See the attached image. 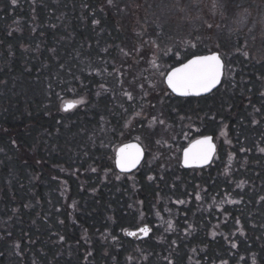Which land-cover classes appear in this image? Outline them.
Segmentation results:
<instances>
[{
  "label": "trees",
  "instance_id": "trees-1",
  "mask_svg": "<svg viewBox=\"0 0 264 264\" xmlns=\"http://www.w3.org/2000/svg\"><path fill=\"white\" fill-rule=\"evenodd\" d=\"M130 2L0 0V264H264V152L256 151V143L264 148V106L256 94L247 125L248 108L224 117L233 145L219 142L217 153L235 154L232 174L222 161L180 178L116 170L114 151L128 140L114 141L121 127L108 72L125 78L138 67L137 80L150 79L152 51L173 52L184 38L156 29L150 14L132 34L122 20ZM243 8L260 14L264 0H224L211 25L223 29L225 16ZM254 68V75L239 68L234 85L212 94L221 98L218 109L226 98L232 107L240 90L250 94L239 80L257 81ZM101 84L112 92L101 96ZM68 102L75 107L64 111ZM177 192L191 203L175 208V230L157 242L151 213ZM197 193L208 211L194 204ZM143 227L152 230L144 238L126 235Z\"/></svg>",
  "mask_w": 264,
  "mask_h": 264
},
{
  "label": "rangeland",
  "instance_id": "rangeland-1",
  "mask_svg": "<svg viewBox=\"0 0 264 264\" xmlns=\"http://www.w3.org/2000/svg\"><path fill=\"white\" fill-rule=\"evenodd\" d=\"M141 2L131 0V4L126 8L128 10L126 17L130 16L129 22L125 15H122V20L126 24L123 27L129 28L128 30L135 34L138 22L142 20L148 22L146 18L150 14L149 18L155 21V28L156 26L157 28L165 26L171 31L173 38L184 37L183 45L179 44L175 50L172 49L173 52L156 53L152 51L153 55L148 60L150 69L147 70L151 76L150 79L147 76L144 81L137 80L138 72L136 70L138 67H132L130 73L127 71L126 79L121 73L112 75L111 72H108L109 76H113L111 77V89L114 92L111 97L117 106V109L112 108V112H116L112 118L117 120L115 122L117 127H121L117 132L120 134L114 141L135 140L142 144L146 152V160L137 171L148 172L152 178L153 174L161 179L168 176L180 178L181 172L187 171L181 166V150L187 142L200 134L209 136L208 133L214 131L216 144L221 142L223 148L227 149L233 144L226 140L229 125L224 117L229 115L232 109L235 110V114L236 110L248 108L246 114H243L245 119L242 120V125L245 126L247 119L248 121L251 119L252 112L258 108V106H250L251 97L256 94L258 103L264 106V11L262 10L260 14L255 12L251 14L252 10L249 13L243 8L238 11L236 17L233 13L227 14L224 18V28L217 29L211 24H215L214 18L216 19L217 15L219 19L224 0H141ZM177 6H179L178 10H176ZM184 10L187 11V16H185ZM231 36L232 40L229 39ZM234 38H240L242 46H236ZM210 49L212 52L215 50L222 53L220 55L225 62L222 84L226 82V86L234 85L237 82L235 78L239 68L252 75L255 74L254 67L259 68L262 72L259 71L260 75L257 81L247 78V75L242 79L240 77L241 86H245L246 90L250 86V94H243L244 91L240 90L241 98H238L232 107L228 98L224 99V110L218 109V100L221 98L212 95L218 88L220 92H225L220 88L221 85L205 96L208 99L198 98L199 100L189 103L187 100L180 101V98L174 97L164 83L166 75L172 69L194 56L210 51ZM125 65L120 62L119 66L122 69ZM132 78L134 79L132 80ZM99 91L102 96L110 89L105 84H101ZM228 93H231V90ZM244 99L248 102H245ZM179 101L182 103H178ZM177 103L180 104L179 108H176ZM240 113L242 115L243 110ZM233 115L231 114V117ZM252 119V124H255L256 119ZM107 120L109 119L107 118ZM262 150L264 148L261 147V144L256 143V151L263 153ZM236 158L231 151L226 154L222 151L216 154L213 162L222 161L224 174L227 175L233 173L237 162ZM189 172L191 174L193 171ZM120 177L132 181L135 175ZM243 186V182L238 184L239 188H243ZM197 195L200 198L197 199L196 196L194 204L199 209L208 211L211 207L210 203L204 202L201 193H197ZM159 201H162V205L159 208L156 204L151 213L149 227L157 230L153 238L157 242H162L166 233L173 232L176 228L175 208L178 206L187 207L191 202L189 198H182L178 192L171 200L169 197H164ZM159 201L157 200V203ZM221 203H225V201ZM221 203H218L216 207L220 208ZM171 204H174L173 208H171Z\"/></svg>",
  "mask_w": 264,
  "mask_h": 264
},
{
  "label": "snow or ice",
  "instance_id": "snow-or-ice-1",
  "mask_svg": "<svg viewBox=\"0 0 264 264\" xmlns=\"http://www.w3.org/2000/svg\"><path fill=\"white\" fill-rule=\"evenodd\" d=\"M108 2L111 4L112 0H108ZM13 3L15 4V0H13ZM93 23H98V21H94ZM222 68L223 64L221 63V57L218 53L195 56L193 59L188 60L187 63L182 64L181 67L175 68L169 73L166 83L168 88L179 96H199L203 93L210 92L217 86L220 82ZM129 99H131V96H129ZM77 103H83V101L81 100ZM72 107H75V104H66L63 106V110L68 111ZM196 145L198 146L196 151H192L191 149H186L184 151L183 166H200L210 162L215 151V147L211 143V137L205 136L202 140H198ZM134 147L133 145H126L125 148L121 149L117 154L116 166L122 172L130 170L139 162L141 155L139 149H136L134 152L127 151V149ZM93 171H95V169H93ZM117 179H119V177H117ZM151 179L152 177H149V180ZM199 198V195H197V199ZM169 226L171 227V224ZM140 231L145 235L148 233L147 228H142ZM126 235L133 236L135 233L126 232ZM232 247L235 248L236 245L233 244Z\"/></svg>",
  "mask_w": 264,
  "mask_h": 264
},
{
  "label": "water",
  "instance_id": "water-1",
  "mask_svg": "<svg viewBox=\"0 0 264 264\" xmlns=\"http://www.w3.org/2000/svg\"><path fill=\"white\" fill-rule=\"evenodd\" d=\"M213 53H217V52H213ZM213 53H208V54H205V55H211V54H213ZM218 54H219V53H218ZM199 56H202V55H199ZM194 57H195V56H194ZM194 57H192L191 59H193ZM189 60H190V59H189ZM187 62H188V60H187L185 63H187ZM221 63L223 64V68L221 69L220 82H219V83L217 84V86H216L215 88H213L210 92L203 93V94H201V95H199V96H196V95L179 96V95L173 93V92L171 91V89L168 88L167 83H166V86H167V88L169 89V91H170L171 93H173V94H174L175 96H177V97H203V96L209 95L210 93H212L213 91H215L218 87H220V85L222 84V80H223V76H224V62H223L222 58H221ZM183 64H184V63H183ZM181 66H182V64L179 65V66H177V67H175V68H179V67H181ZM175 68H174V69H175ZM174 69H172L169 73H171ZM169 73H168V74H169ZM168 74L166 75L165 82H166V80H167V76H168ZM66 104H73V103L68 102V103H66ZM66 104H65V105H66ZM72 108H73V107H72ZM72 108H71V109H72ZM62 109H63V108H62ZM71 109H70V110H71ZM204 137H205V136L200 137V138L194 140V141L191 142L186 148L183 149V151H182V156H181V166H182L184 169H193V168H195V169H202V168L208 167V166L213 162L214 156H215L216 153H217V146H216V143H215L214 140H213V137H212V136H208V137H211V143H212V144L214 145V147H215V151H214V153H213V155H212V158H211L210 162H209L208 164H204V165H200V166H198V165H193V166H190V167H185V166H183L184 151H185L186 149H191L192 151H196V150H197V147H198V146L196 145V142H197L198 140H202ZM126 145H133V146H135L134 148H129V149H127V151L134 152L136 149H139L141 155H140V158H139V162L136 164L135 167L131 168V169L128 170V171H123V172H122V171L116 166V159H117V154L120 152L121 149L125 148ZM144 159H145V152H144L142 146H141L140 144H138L137 142H128V143L122 144V145L118 146V147L116 148L115 152H114L115 168H116V170H117L119 173H123V174H129V173H131V172L137 170V169L141 166V164H142V162L144 161ZM143 228H147V229H148V227H143ZM141 229H142V228H141ZM149 231H150V229H148V233H149ZM128 232L135 233V235H133V236H136V238H144V237H146V236L148 235V233H147V235H145L143 232L140 231V229L137 230V231H128Z\"/></svg>",
  "mask_w": 264,
  "mask_h": 264
},
{
  "label": "flooded vegetation",
  "instance_id": "flooded-vegetation-1",
  "mask_svg": "<svg viewBox=\"0 0 264 264\" xmlns=\"http://www.w3.org/2000/svg\"><path fill=\"white\" fill-rule=\"evenodd\" d=\"M205 54H208L207 52H204V53H202L201 55H205ZM222 58V57H221ZM222 60H223V58H222ZM223 62H224V60H223ZM224 73H225V62H224ZM223 81V80H222ZM164 83H165V85H166V82H165V79H164ZM171 93V92H170ZM174 97H177V96H175L173 93H171ZM203 97H205V96H203ZM203 97H177V98H180V100L182 101V100H196V99H198V98H203ZM203 136H207V135H198V136H196L195 138H193V139H191L189 142H187L186 143V145L183 147V149L184 148H186L191 142H193L194 140H196V139H198V138H200V137H203ZM213 140H214V138H213ZM128 142H137L138 144H140L138 141H135V140H128L127 142H124L123 144H125V143H128ZM214 142H215V140H214ZM216 143V142H215ZM122 145V144H121ZM141 146H142V144H140ZM120 146V145H119ZM216 146H217V144H216ZM118 147V146H117ZM116 147V148H117ZM142 148H143V150H144V152H145V149H144V147L142 146ZM217 148H218V146H217ZM183 149L181 150V156H182V151H183ZM116 150V149H115ZM115 152V151H114ZM217 154V153H216ZM216 156V155H215ZM215 156H214V159H213V161L215 160ZM145 160H146V152H145V159H144V161L142 162V164H141V166L144 164V162H145ZM214 162H212L210 165H212ZM209 165V166H210ZM114 166H115V162H114ZM140 166V167H141ZM139 167V168H140ZM138 168V169H139ZM183 168V167H182ZM137 169V170H138ZM193 169H195V168H193ZM137 170H135V172L137 171ZM187 170H190V169H187ZM131 173H134V171L133 172H131ZM130 173V174H131Z\"/></svg>",
  "mask_w": 264,
  "mask_h": 264
}]
</instances>
